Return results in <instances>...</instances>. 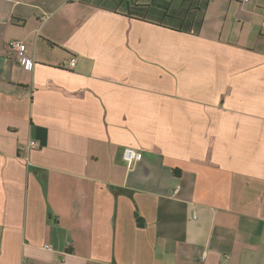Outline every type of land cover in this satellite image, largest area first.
Here are the masks:
<instances>
[{
    "label": "crops",
    "instance_id": "1",
    "mask_svg": "<svg viewBox=\"0 0 264 264\" xmlns=\"http://www.w3.org/2000/svg\"><path fill=\"white\" fill-rule=\"evenodd\" d=\"M206 1L0 0V264H264V0Z\"/></svg>",
    "mask_w": 264,
    "mask_h": 264
},
{
    "label": "built area",
    "instance_id": "2",
    "mask_svg": "<svg viewBox=\"0 0 264 264\" xmlns=\"http://www.w3.org/2000/svg\"><path fill=\"white\" fill-rule=\"evenodd\" d=\"M264 23V22H263ZM9 48L11 51L15 54L16 58L18 59L19 63L25 68V69H32L34 67L35 61L32 57H30L27 53V44L23 40H12L9 42ZM69 64L71 66L75 65V60L71 59L69 61ZM28 149H33L38 147V142L35 140L29 141V143L26 145ZM21 149H24V146L22 145L20 147ZM143 157V152L135 149L133 147H126L123 153L124 160L128 163L129 166H132L137 161L141 160ZM47 248H51L50 245H46Z\"/></svg>",
    "mask_w": 264,
    "mask_h": 264
},
{
    "label": "trees",
    "instance_id": "3",
    "mask_svg": "<svg viewBox=\"0 0 264 264\" xmlns=\"http://www.w3.org/2000/svg\"><path fill=\"white\" fill-rule=\"evenodd\" d=\"M187 1H190V3H192L193 0H192V1H191V0H187ZM205 1H206V0H205ZM206 2H208V1H206ZM206 4H207V3H206ZM181 10H183V9H180V10L178 9L179 12H181ZM176 11H177V10H173V12H176ZM201 24H202V20L200 19V20L197 22L198 27H199Z\"/></svg>",
    "mask_w": 264,
    "mask_h": 264
},
{
    "label": "rangeland",
    "instance_id": "4",
    "mask_svg": "<svg viewBox=\"0 0 264 264\" xmlns=\"http://www.w3.org/2000/svg\"><path fill=\"white\" fill-rule=\"evenodd\" d=\"M169 22H170V23H173V22H175V20L172 19V18H169Z\"/></svg>",
    "mask_w": 264,
    "mask_h": 264
}]
</instances>
